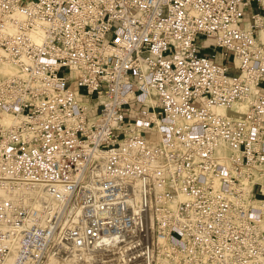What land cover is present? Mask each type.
Segmentation results:
<instances>
[{"label":"built area","instance_id":"obj_1","mask_svg":"<svg viewBox=\"0 0 264 264\" xmlns=\"http://www.w3.org/2000/svg\"><path fill=\"white\" fill-rule=\"evenodd\" d=\"M252 2L0 0V264H264Z\"/></svg>","mask_w":264,"mask_h":264},{"label":"rangeland","instance_id":"obj_2","mask_svg":"<svg viewBox=\"0 0 264 264\" xmlns=\"http://www.w3.org/2000/svg\"><path fill=\"white\" fill-rule=\"evenodd\" d=\"M259 12L261 13V15H264V12H262L260 10H259ZM263 31H264V29H263ZM262 42L264 43V40ZM229 57H230V55L228 56V58ZM233 71H234L233 69L230 70V72H233ZM263 88H264V83H263ZM137 109H140L139 106L137 107ZM123 112H124V116H125V124L133 123L135 121L136 115L133 112L129 111L127 108H125L123 110ZM146 138H147V140H150V141L153 140V136L150 135L149 133H147Z\"/></svg>","mask_w":264,"mask_h":264},{"label":"crops","instance_id":"obj_3","mask_svg":"<svg viewBox=\"0 0 264 264\" xmlns=\"http://www.w3.org/2000/svg\"><path fill=\"white\" fill-rule=\"evenodd\" d=\"M251 12H259V7H258L257 3L252 2L251 5L248 8L245 9L244 21L246 23L250 22V14H251ZM260 32L258 33V37L260 36ZM254 33L256 34V30H254ZM263 83L264 82H262V89H261L262 94H264Z\"/></svg>","mask_w":264,"mask_h":264},{"label":"bare ground","instance_id":"obj_4","mask_svg":"<svg viewBox=\"0 0 264 264\" xmlns=\"http://www.w3.org/2000/svg\"><path fill=\"white\" fill-rule=\"evenodd\" d=\"M259 38L262 41L264 40V31H263V29L260 32ZM8 71H10V70L5 67V68H3V69L0 70V75L3 74V73H6ZM11 122H12V118L9 117V116L5 117L4 120H3V124H5V125H9Z\"/></svg>","mask_w":264,"mask_h":264}]
</instances>
